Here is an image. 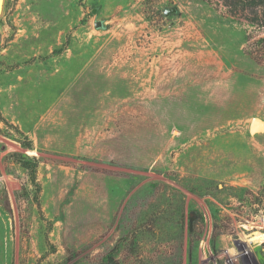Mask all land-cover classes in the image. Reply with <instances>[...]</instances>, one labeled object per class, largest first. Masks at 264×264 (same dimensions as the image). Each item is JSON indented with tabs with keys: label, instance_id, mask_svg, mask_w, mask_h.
<instances>
[{
	"label": "rangeland",
	"instance_id": "obj_1",
	"mask_svg": "<svg viewBox=\"0 0 264 264\" xmlns=\"http://www.w3.org/2000/svg\"><path fill=\"white\" fill-rule=\"evenodd\" d=\"M234 2L0 0V264H264V18Z\"/></svg>",
	"mask_w": 264,
	"mask_h": 264
},
{
	"label": "trees",
	"instance_id": "obj_2",
	"mask_svg": "<svg viewBox=\"0 0 264 264\" xmlns=\"http://www.w3.org/2000/svg\"><path fill=\"white\" fill-rule=\"evenodd\" d=\"M227 4L229 5L232 4L231 6H234L236 9L238 8L244 9L245 7L250 8L253 14V18H252L253 23H258L260 16L264 18V0H235L234 3H227Z\"/></svg>",
	"mask_w": 264,
	"mask_h": 264
},
{
	"label": "water",
	"instance_id": "obj_3",
	"mask_svg": "<svg viewBox=\"0 0 264 264\" xmlns=\"http://www.w3.org/2000/svg\"><path fill=\"white\" fill-rule=\"evenodd\" d=\"M97 9H95L94 11H96ZM170 11L167 10V13H169ZM103 24V22L101 20L96 21V26L97 27H101ZM250 131L251 133H257V132H262L264 131V120L259 118V117H255L253 118L252 122H251V126H250Z\"/></svg>",
	"mask_w": 264,
	"mask_h": 264
},
{
	"label": "flooded vegetation",
	"instance_id": "obj_4",
	"mask_svg": "<svg viewBox=\"0 0 264 264\" xmlns=\"http://www.w3.org/2000/svg\"><path fill=\"white\" fill-rule=\"evenodd\" d=\"M193 213H195V211H193ZM194 217H192V220H193Z\"/></svg>",
	"mask_w": 264,
	"mask_h": 264
}]
</instances>
